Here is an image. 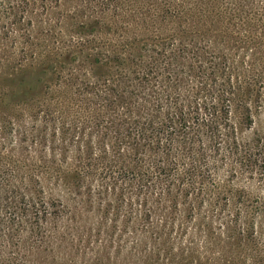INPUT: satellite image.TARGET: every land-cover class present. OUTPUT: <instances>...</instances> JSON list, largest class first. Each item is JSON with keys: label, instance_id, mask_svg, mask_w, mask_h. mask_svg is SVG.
Here are the masks:
<instances>
[{"label": "rangeland", "instance_id": "1", "mask_svg": "<svg viewBox=\"0 0 264 264\" xmlns=\"http://www.w3.org/2000/svg\"><path fill=\"white\" fill-rule=\"evenodd\" d=\"M144 48L164 51L154 75L230 78L232 99L250 105V117L240 107L229 114L238 135L264 132V0H8L0 6V191H28L50 206L45 220L0 222L10 225L0 243H17L0 249V264H264L263 153L255 163L227 155L211 180L195 174L224 187L204 203L198 194L190 209L176 193L163 205L159 188L138 199L113 177L114 157L102 164L97 140L109 141L115 126L97 122L85 83L141 72ZM33 73L32 85L20 80ZM132 195L164 226L138 216L135 230L147 233H132Z\"/></svg>", "mask_w": 264, "mask_h": 264}, {"label": "trees", "instance_id": "2", "mask_svg": "<svg viewBox=\"0 0 264 264\" xmlns=\"http://www.w3.org/2000/svg\"><path fill=\"white\" fill-rule=\"evenodd\" d=\"M7 1L0 0V6ZM162 54L164 51L161 49L144 48L137 55L139 59L135 63L143 64L141 72L131 70L127 75L117 71L108 73L96 82L87 80L85 90L91 93L100 106L96 115L97 122L106 125L114 123L115 126L109 141L101 138L97 140L102 164L106 167L110 163L107 156H111L120 170L112 169L115 173L113 177L121 175L120 178L126 181L124 185L131 187L138 199L144 189L159 188L163 195V205L168 206L173 201L169 195L176 193L174 197L179 196L190 209L196 203L198 194H201L199 202L204 203L208 201V196L215 199L224 187L222 180H217L214 185L196 180L195 174L211 180L217 173L215 163L227 159V155L236 156L240 162L246 160L255 163L259 157L256 152L264 154V132L253 130L250 138L246 139L238 135V127L229 114L234 107H240L246 112L245 118L250 117V105L245 99H232L237 87L230 78L218 79L201 74L195 79L181 81L173 69V74L154 75L153 65L158 63ZM144 56L150 61H146ZM129 58V62H135L133 54H129ZM115 62L123 67L128 64L122 55H116ZM33 75L20 80L32 85ZM49 112L52 113L51 110ZM225 172L234 173L232 169ZM237 193L240 195L241 192ZM135 196L127 198L130 200L132 233L136 234V230H139L138 234L143 231L147 233V228L143 230L142 226L152 223L153 220H150L153 216ZM0 197V222L11 225L31 223L36 222V218L45 220L48 215L50 203L44 196L36 197L28 191L9 189L0 191ZM58 205L65 207L61 200ZM172 207L183 218L178 203H173ZM229 213L225 217L233 215ZM29 216L33 219H30L31 222L28 221ZM138 216L147 223L135 230ZM163 223L160 219L151 226L155 224L162 227ZM9 229L10 225L0 231L9 236ZM240 230L238 233L242 234ZM12 242L7 241V245L0 243V249L17 246V243ZM26 242L27 239L21 238L18 246L30 254ZM35 262L46 264L38 259Z\"/></svg>", "mask_w": 264, "mask_h": 264}]
</instances>
